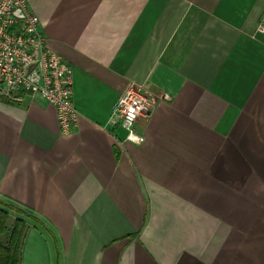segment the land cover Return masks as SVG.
<instances>
[{"label":"crops","instance_id":"1","mask_svg":"<svg viewBox=\"0 0 264 264\" xmlns=\"http://www.w3.org/2000/svg\"><path fill=\"white\" fill-rule=\"evenodd\" d=\"M27 2L78 122L0 99V201L39 220L20 264H264V0ZM128 83L157 97L139 144L111 119Z\"/></svg>","mask_w":264,"mask_h":264},{"label":"built area","instance_id":"2","mask_svg":"<svg viewBox=\"0 0 264 264\" xmlns=\"http://www.w3.org/2000/svg\"><path fill=\"white\" fill-rule=\"evenodd\" d=\"M257 30L264 31V16ZM72 84L73 67L48 47L39 17L27 0H0V99L41 98L55 108L60 134L69 135L78 122ZM156 103L154 94L133 83L120 92L111 108V119L124 129L127 141H144L135 124L149 117Z\"/></svg>","mask_w":264,"mask_h":264},{"label":"trees","instance_id":"3","mask_svg":"<svg viewBox=\"0 0 264 264\" xmlns=\"http://www.w3.org/2000/svg\"><path fill=\"white\" fill-rule=\"evenodd\" d=\"M6 208H13L0 201V264H20L21 242L26 224L14 219L9 225V212Z\"/></svg>","mask_w":264,"mask_h":264},{"label":"rangeland","instance_id":"4","mask_svg":"<svg viewBox=\"0 0 264 264\" xmlns=\"http://www.w3.org/2000/svg\"><path fill=\"white\" fill-rule=\"evenodd\" d=\"M2 203H6L7 205H9L10 207L13 208H6V210L9 212V222L11 223L13 222L14 219H19L21 221H23L24 223H28V222H38L39 220L37 218H35V216L28 210L16 205L15 203L12 202H8V201H2ZM25 223V224H26Z\"/></svg>","mask_w":264,"mask_h":264}]
</instances>
